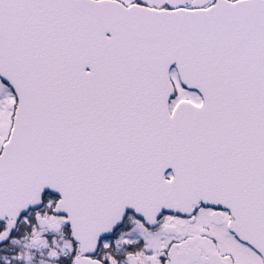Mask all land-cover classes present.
I'll return each mask as SVG.
<instances>
[{
	"label": "snow or ice",
	"instance_id": "snow-or-ice-1",
	"mask_svg": "<svg viewBox=\"0 0 264 264\" xmlns=\"http://www.w3.org/2000/svg\"><path fill=\"white\" fill-rule=\"evenodd\" d=\"M0 264H264V0H0Z\"/></svg>",
	"mask_w": 264,
	"mask_h": 264
}]
</instances>
